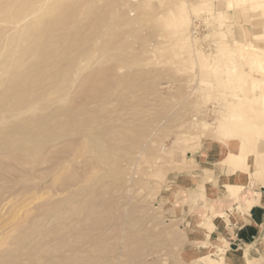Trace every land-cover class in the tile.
Masks as SVG:
<instances>
[{
    "label": "rangeland",
    "instance_id": "rangeland-1",
    "mask_svg": "<svg viewBox=\"0 0 264 264\" xmlns=\"http://www.w3.org/2000/svg\"><path fill=\"white\" fill-rule=\"evenodd\" d=\"M253 1L57 3L67 8L61 10L67 16L48 31L45 42L52 43L53 52L67 51L61 60L70 71L65 89L51 90L48 69L42 84L33 86L47 94V106L24 113L19 121L10 119V124L0 120V141L12 136L0 144V169L6 170L5 175L0 170V264H224L207 247L210 243L198 246L195 241L201 237L219 245L204 228L215 218L228 226L242 202L250 200L245 196L255 191L254 184L264 183V171L258 179L250 175L264 165V104L233 96L249 88V74L261 78L256 89H264V0L263 6H252ZM42 19L55 22L47 13ZM2 22L0 29L8 28ZM39 53L47 64L41 47ZM57 95L64 98L55 100ZM235 101L242 123L230 127L235 133L249 123L247 134L255 138L248 160L246 152L241 155L245 158L231 160L228 136L219 132L221 123L232 121L228 113ZM49 113L55 114L51 131L62 124L64 133L41 142V165L36 159L31 169L36 175L27 169L36 152L20 150L28 163H22L23 169L16 162L19 157L11 156L17 151L15 129L50 119ZM218 150L223 152L220 158ZM99 153L106 158L101 160ZM197 154L219 158L215 164L227 176L239 171L245 182H226L227 198L206 203L208 180L197 176ZM8 166L18 169L17 176ZM247 263L264 264L260 258Z\"/></svg>",
    "mask_w": 264,
    "mask_h": 264
},
{
    "label": "bare ground",
    "instance_id": "bare-ground-1",
    "mask_svg": "<svg viewBox=\"0 0 264 264\" xmlns=\"http://www.w3.org/2000/svg\"><path fill=\"white\" fill-rule=\"evenodd\" d=\"M60 1H62V0H0V24H3L2 21H4L8 26V28H5L3 26V28L0 29V120L3 122H5L7 120L9 122L10 119L11 120H13V119H17V120L19 119L20 120V118L24 117V113H26V112L30 113V112H33L34 110H37V109H44L45 107H42V106H44V105L47 106L44 102V100L46 99L45 96H47V94H44V93L37 91V90H33V86L42 84V81H44L43 74H45L48 69H50V73L47 76V79L51 82V84L54 83L51 90L53 92L57 93L62 88L65 87V81H66V78L69 76L70 71H67V70H69V69H67L68 66H67V64L65 65L66 62L62 63V61H63L62 59L66 55L65 52H67V51L58 48L55 52H53V49H51L52 43L50 41L45 42V37L49 34L48 31L51 29H55L57 26L61 25L63 22L62 18L67 16V15L61 13V10H63V9L67 10V8L66 7H59L57 5V3ZM261 3H263L262 0H255L252 2V6H257V5L263 6V4H261ZM52 6H55L56 8L52 9L51 8ZM46 13L49 14L51 16L52 20L54 19L55 22L51 23L50 21H44L42 18ZM60 19H62V20H60ZM190 36H191V33H190ZM55 37H56V40H58V42L63 41L61 38L57 39L56 35H55ZM52 39L54 40L53 37H52ZM85 42L87 43L86 40H85ZM88 42H90V41H88ZM90 44L91 43H89V45ZM40 47L43 49V54H45L46 58L48 59L47 64H42L44 57H42V55L39 53ZM44 47H47V50ZM93 49L91 48L92 52H93ZM85 50H83V51H85ZM88 50H89V48H88ZM79 53H81V52H79ZM88 55H90V54H88ZM77 56H78V53H77ZM122 58H123V56H121V59ZM52 59H56V60H55V62L50 63V60H52ZM123 60H124V58L121 61H123ZM73 62H70V63L73 64ZM51 64H53V65H51ZM258 65H260V63ZM71 68H72V66L70 64V70H71ZM39 69L42 70L41 76H40L41 80L39 79L38 81H35L36 76L39 72ZM51 72H56V74L55 75L51 74ZM50 74H51V76L52 75L53 76L51 77ZM249 76H250L248 79V81L250 83L249 88H247L242 94L234 93L233 96L236 98L237 101H244V100H247V102L260 101V103L262 102L264 104V89L261 91H258L256 89V87H258L257 86L258 82H260L262 79L254 76V75H251V74H249ZM53 77H56V78H53ZM17 87H18V90H16ZM66 96H68V93L65 94V97ZM48 98H51V100H52L54 97L51 95H48ZM63 98H64V96H58L57 95L55 97V100L63 99ZM51 100H49V101H51ZM234 103L236 104V106L235 105L230 106V110L228 113V117L231 118L232 121L231 122L225 121V122L221 123V125L219 127V132L224 136H226V135L228 136L227 137L228 138L227 149L230 151L231 160L234 157H239V155L240 156L243 155V153L246 152V148H247V143L245 141L241 140L240 138H238L236 135H234L235 133H234L233 129L230 127V126H234L235 124H239V123L241 124L242 123L241 113L237 107V102L235 101ZM59 109H61V108H59ZM59 109H57L56 111L58 112ZM263 109H264V107H263ZM57 112H55V113H57ZM69 112L70 111H68V113ZM64 113H65V111L64 112L62 111V112L58 113V116H60L61 114H64ZM73 113H74V111H73ZM78 114H80V113H78ZM81 114H83V113H81ZM44 116H42V117H44ZM49 116H50V119L46 118V119H44V121L39 120L38 121L39 123L34 122V124L32 122L33 125L25 123L24 122L25 120L22 121V123L24 122V124H19L21 126L17 127L15 129L16 130L15 131L16 140L13 139L14 140L13 144H15V145H13V149H15L17 151H13V152L9 151L8 152L9 155L12 154L11 156L14 157V159H16V157H15L16 155H17V157H19L16 161V162H18L17 163L18 165L20 164V166H18L19 168L21 167L22 163L25 162V160H26V159H23L24 157L21 156L22 154L21 155L18 154L21 149H23V148L24 149H32L34 152H36V153L32 154L33 158H31L32 160H30L31 161L30 163H32V165L33 164L34 165L32 167H31V164H29L30 166L26 165L28 167L27 169L30 168V171L33 172L32 174H36V173H34L35 170L34 171L31 170L34 166H36V163L33 161H36V159H37V161H38L37 163H39V164H37V166L41 165V160L39 159L40 160L39 161L37 158L38 157L37 156L38 150H39L40 146L42 145L41 142L44 141V143L45 142L47 143L48 141H53V140L55 141L56 137H59L61 134L64 133L63 128L61 127V126H63L62 124H61L60 128H56V127H59L58 122H57L58 126H56V127L54 126L57 129V131H55V129L53 130L54 132L51 131L50 123L52 122L51 119H54L55 114L52 115L51 113H49ZM252 117H253L252 115L248 116L249 119H251ZM9 124H10V122H9ZM14 124H15V122H14ZM7 125H8V123H7ZM52 125H53V123H52ZM244 125L242 124L241 127ZM73 129L75 130L76 128H73ZM64 130H65V128H64ZM67 131H68V129H67ZM6 133H4V134H6ZM11 134H12V132H11ZM7 135H9V134H7ZM7 137H4V138H7ZM99 137H101V134ZM11 138H12V136H11ZM11 138L9 137V139H5L3 141H0V144L10 142ZM66 138H68V137H66ZM95 138L96 137H94V140H93L94 142L91 141L93 143V145L95 143V145H94L95 148L93 149V152H96L94 150L99 148V146L96 144L98 140H96ZM0 140H2V139L0 138ZM61 141H63V140H61ZM251 145L252 144L250 143L248 146L250 147ZM96 147H98V148H96ZM47 148L48 147H46V151H47ZM0 149H2L1 146H0ZM10 149H12V148H10ZM52 150H54V149H52ZM42 151H44V149ZM98 152H101V150H99ZM238 152H241L242 154H239ZM1 153L2 152H0V155H2ZM22 153H23V151H22ZM4 154H7L6 151L4 152ZM34 154H35V156H34ZM96 154H97V152H96ZM41 155L46 156L45 154H41ZM104 155L105 154H103V156H101L99 153L98 157L101 160H104L106 158V157H104ZM3 156H6V155H3ZM21 158L24 161H22L20 163L19 161H21ZM240 158L242 159V158H244V156H241ZM27 159H28V157H27ZM41 159H43V158H41ZM112 159H113V157H112ZM112 159H110V160H112ZM4 160H5V158H4ZM7 160H8V158H7ZM9 160H11V159H9ZM45 160L46 159H44V161ZM101 160H100V162H101ZM13 161H12V164H13ZM27 162H29V161H27ZM2 163H4V162H2ZM9 163L11 165V162H9ZM26 164H28V163H26ZM0 165H1V162H0ZM6 165H8V162ZM6 165L4 167H7ZM13 166L14 165H11L12 168H13ZM16 167L17 166H15L14 169ZM2 169H3V167H2ZM2 169H0V170L2 171ZM20 169H23V168L21 167ZM34 169H38V168L35 167ZM24 170H26V169H24ZM3 171H6V170L3 169ZM16 171L12 170L11 172L10 171L9 172L11 174L12 172L15 173ZM27 171H29V170H27ZM22 173H20V175H23ZM38 173L39 172H37V174ZM6 174L9 175L8 172H6ZM4 175H5V173H4ZM14 175H16V173ZM10 176H12L10 179H14L13 175H10ZM38 176H40V175H38ZM0 178H3V176H0ZM4 179H5V177H4ZM2 188H3V186H2ZM251 201H252V199L246 201V205H247L246 208H248L251 205L250 204ZM77 250H79V249H77ZM81 250L82 249H80V251ZM82 252H84V251H82ZM79 262H80V264L83 263V262L81 263V261H79ZM79 262H77V263H79Z\"/></svg>",
    "mask_w": 264,
    "mask_h": 264
},
{
    "label": "crops",
    "instance_id": "crops-1",
    "mask_svg": "<svg viewBox=\"0 0 264 264\" xmlns=\"http://www.w3.org/2000/svg\"><path fill=\"white\" fill-rule=\"evenodd\" d=\"M261 112V115L264 116V111ZM239 128V131L235 130V134L238 138L247 143V158H244L248 160L250 155H254L253 152H248V145L251 143L252 146L255 147V138L247 134L248 130L251 131L252 125L247 123L242 127L239 126ZM218 153L220 154V158L223 152L218 150ZM212 157L213 155L208 154L205 159H201L200 154H197L194 158V164L198 167V178L201 179L202 177L208 180L205 186L206 203L208 204H211L214 200L221 203L222 200L227 198V192L223 187L226 182H245L246 180L244 174L239 171L231 172L227 176L222 169L223 166L219 167L215 164V161L219 158L213 160ZM237 162L238 161L234 163L237 164ZM247 165L249 167L248 161ZM263 171L264 165L258 166L254 171H251L250 175L253 179H258L259 174ZM185 182L186 181H181V184L184 186ZM254 185L255 191H251V196H245L247 198L250 197L253 203L246 208L247 205L242 202L241 211L234 216V219L229 221L228 226H224L221 220L215 218L212 224H209L210 228H204V230H207L211 236H213L212 240L218 242L219 245L208 242V240H204L201 237L195 241L198 246L204 243H210L207 247H209V249L213 247L215 257L219 259V257L222 256L224 264H248L247 260L251 258H260L262 263H264V183L256 182ZM223 209L224 208L219 207L218 211L221 212ZM217 216L221 217V215ZM195 221H192V223H195ZM219 249L224 251L222 252L223 254L218 251Z\"/></svg>",
    "mask_w": 264,
    "mask_h": 264
}]
</instances>
